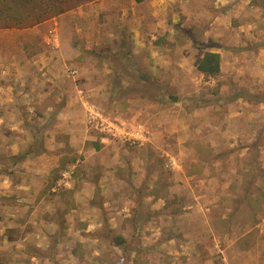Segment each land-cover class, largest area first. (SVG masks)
I'll use <instances>...</instances> for the list:
<instances>
[{
  "label": "rangeland",
  "instance_id": "obj_1",
  "mask_svg": "<svg viewBox=\"0 0 264 264\" xmlns=\"http://www.w3.org/2000/svg\"><path fill=\"white\" fill-rule=\"evenodd\" d=\"M98 1L71 2L65 13L73 10L76 13L57 19L59 26H63V32L58 37L75 38L70 24L80 30V39L74 46L79 54L74 59L77 66L68 63V73L61 88L70 91L78 87L89 106L119 125L127 128L142 126L150 137V141L145 143H125L96 128L93 134L110 137L107 139L111 141L117 140L119 147L113 150L114 154L121 155L126 149L129 153L133 152L137 160H143L137 162L146 168L147 178L132 193L119 192L120 201L115 204L118 207L116 210L105 207L106 196L97 188L84 212L101 222V227L98 231L95 227L96 233H90L84 241H80L82 232L75 235L73 230L82 228L80 226L78 229L76 223L74 226L73 220L76 222L77 219L75 213L70 212L73 188L81 187L88 179L97 183L106 167L92 163L78 164L69 188L63 187L59 192L67 208L63 205L48 207L47 202L39 204L40 199L49 201L52 198L53 193L48 191V187L54 185L53 179L59 178L67 165L81 156L69 146L62 147L61 158L64 162L61 161L51 173L47 186L42 181L36 182L35 187L40 191L35 201L32 199L31 202L21 203L22 206L11 211L13 203L10 197L0 193V206H8L0 207V264H224L223 257H220V250L223 249H240L244 252L254 249L252 256L235 255L230 259L236 263L243 260L245 264H264V0L246 2L249 10L243 12L240 21L242 28L232 27L223 33L218 42L225 45L230 40L229 45L240 46V49H234L239 54L237 60L227 56L221 58L223 69L213 79L202 76L194 67V62L205 51L204 43L207 44L198 25L208 29L212 18L205 13L194 22L183 15L173 33L167 31L158 38V43H173L164 52L174 59V66L167 73L179 79L164 77L162 81L147 80L144 73L133 68L131 58L136 54L132 49L133 36L128 28L134 21L127 20L124 25L119 19L120 10L113 15L105 11L99 18L92 16L88 13L91 8L87 4ZM114 2L113 6H120L116 0ZM210 2H217L220 8L223 1H204L200 10L204 8L208 12L210 9L209 13H214L216 5ZM182 11L184 13L186 9L183 7ZM170 19L169 16L168 22ZM153 22L146 23V27L152 29ZM33 27L0 28V40L4 41L5 51H18L16 42L22 41V49L28 58L54 54L53 42L45 40V33L49 38L56 33L46 31L48 29H44L46 32L34 31L31 29ZM157 28L161 27L158 25ZM182 28L193 30L187 35L194 36L195 50L186 46L185 32L177 33ZM172 34L175 36L171 37ZM178 35L179 38L176 37ZM224 37L229 39L225 41ZM61 40L60 37L58 42ZM207 40L209 45L218 39L211 33ZM62 52L65 54V49ZM183 61L186 64H177ZM79 65H84V68L78 72ZM104 69L111 70L108 79L93 71ZM11 71L9 69L12 74ZM81 71L89 79L80 77ZM11 74L7 75V79ZM4 82L7 85L13 83ZM46 83L54 86L51 96L37 99L35 104L31 96L26 97L24 101L27 103L21 101L19 105L25 108L21 117L25 126H32L40 141L37 150L41 151L45 136H50L56 130L53 127L56 113L44 121V111L49 104L59 102L57 96L62 90L52 81ZM25 84L19 89L23 95L32 90L30 80L28 85ZM97 84L104 86L103 90L96 89ZM22 93L19 95L21 98ZM172 96L177 97L178 101L174 102ZM150 106L149 117L137 118L133 124L127 122L132 113L130 109ZM205 107H213L211 122L202 121V109ZM200 119L203 123L197 122ZM110 147L113 148L112 145ZM171 157L178 161L177 166L174 165L176 173L173 172L174 159ZM0 160L2 165L16 170L13 176L15 181L26 175V169H20L24 164L18 162L10 152L0 155ZM154 194L161 200L162 207L157 210L150 209L152 199L148 195ZM84 196L86 198V193ZM128 199L132 202H128ZM68 213L70 215L67 217ZM127 213L131 215L124 216ZM11 214L16 215L20 225L10 223ZM112 217L119 220H111ZM40 218L46 224L40 225ZM52 221L58 224L59 229L55 235L49 236L53 228H57L48 224ZM234 222H239V228L245 229L244 236L233 231L236 227ZM251 227L254 230L245 235ZM117 235L126 236L124 246L113 245L112 239ZM236 239L237 243L234 244Z\"/></svg>",
  "mask_w": 264,
  "mask_h": 264
},
{
  "label": "crops",
  "instance_id": "obj_2",
  "mask_svg": "<svg viewBox=\"0 0 264 264\" xmlns=\"http://www.w3.org/2000/svg\"><path fill=\"white\" fill-rule=\"evenodd\" d=\"M116 1L120 4V6H113L115 4L114 0H100L98 2L89 3L87 5L91 8V10L87 12L92 16H97L99 18V16L101 14H104L105 11L112 14L115 11L119 12L120 10L122 13L119 19L122 20V23H124V25L125 21L133 20L134 23L128 28V31L131 32L133 36L132 49L136 54L135 57L131 58L133 68L135 69L136 67L137 71L144 73L147 80L162 81L165 79L164 77H167L171 80H179L176 77H172L173 74L167 73L173 68L174 59L172 58V56L164 54V52L167 51L169 46L172 47L173 43H171V45H164L165 43L161 42L158 43V38L162 35V33H166L167 31L173 33L175 27L179 26V21L184 17L183 15L188 17L187 20H193L194 22H197L199 18L205 15V13H208L209 17L212 18L209 23L210 27H212H209L211 30L209 28L207 29L206 27L201 26V24L198 25V28L203 30L204 40L207 42V44L209 43L207 40V36H210L211 33H214L215 37H217L218 40L209 45L204 43V45L206 46L205 51L203 52L201 58L194 62L195 69L197 70V72H199L197 66L203 58L205 52H215L219 53L221 55V58L223 59L227 56L230 59L237 60L239 53H237L235 50L240 49V46L229 45L230 40L225 45L222 43L220 44L218 41H220L223 33L227 32V30H229L230 28H242V23L240 21L242 20L243 12L249 10L247 9L248 6H246L245 3H250V1L253 0H220L223 1L220 8L217 2H210L216 5L214 6L216 8H214V13H209L210 9L208 12H206L204 8L200 10L202 3L208 0H145L141 3H137L135 0ZM183 7L186 9L184 13L182 11ZM74 11L75 10L62 14L31 28L34 31L36 30L46 32L51 30L56 33L53 35V38L47 37L48 34L45 33V40L53 42L52 45L55 47L54 54H43L41 55V57H36L34 55L28 58L25 51L22 49V41L16 42L18 51L7 52L5 51L7 49L4 46V41L0 40V155L10 152V155L16 158L18 162L24 164L20 169H26V175H24L21 180L15 181L13 179V176L15 173L14 171L16 170L7 165H2V162L0 160V166H3L2 168H0V193L4 197H10L9 199L11 200V203H13V205L10 207L11 209L13 208L11 211L17 210V206H22L20 205L21 203L31 202L32 199H34L35 201L37 192L40 191V189H37V187H35L36 182L42 181L44 186H47L50 183L49 176H51V173L59 166V163L63 161L61 158L63 152L62 147L66 148L67 146H69L70 149L72 148V150L78 153V155H81L82 158L81 156H78L76 160L73 159V161H71V163L67 165V169L64 170L61 176L59 178L53 179L54 185L48 187V191L53 193V195L51 196L52 198H50L49 201H47L46 198L40 199L39 204H41L42 202H47L45 204L48 207H51V205L53 207H59L61 205L65 206V201L62 198V194L60 195L59 192L63 187L64 189H67V187L69 188L71 180L75 175V169L77 168L79 163H82L81 165L92 163L91 165L99 164L105 166L106 170L102 172V175L97 183L92 182L88 179L84 180L81 187L77 189L75 187L73 188V204L70 207V212H74L77 219L76 222L73 220L74 226L76 223L78 229L80 228V226L82 228L79 229L80 231L76 230V228L73 231H75V235L82 232V234H80V241H84V238H87L90 233H96L101 227V222L96 221L91 217V215H89V213L84 212V209L87 206V202L89 203V200H92L96 189H100L102 194H105V207L108 206L111 207V209L116 210L118 207L115 206V204L120 201L118 195L119 192L122 190L123 193H132L135 188H140L146 180L148 172L146 168L143 167V164L141 165L139 162H137H143V160H137L136 155L133 152L129 153L128 150L124 149L122 151L123 154H114L113 150L119 147L118 143H116L117 140L113 139L114 141H111L107 139L110 137H97L93 134L94 127L93 125H90L88 123L89 103L83 98L81 91L78 90V87L70 91L63 90L61 88L62 82L64 81L68 73V63L69 65H73L75 67L77 66L74 59L78 57L79 54H77L78 52H76L77 47L75 48L74 46H77L76 42H78L77 40L80 39V30L77 28V26L70 24L69 27L74 33L75 38L72 37L70 39H67L64 38L63 35H60L62 40L58 42L60 38L58 37V34H62L63 26H59L60 21L58 22L57 19H60L61 17H70V13H76ZM169 16L172 19H170L169 21L171 23L170 26H172L171 28L170 26L168 27L169 22L167 19L169 18ZM153 20L154 22L152 24V29H148L146 27V23ZM187 20L186 22L190 23ZM158 25L161 28L158 29ZM183 25H185V23ZM187 27L191 26L188 25ZM44 29L48 30L45 31ZM182 29L181 31H177V33L179 32L178 34H183V32H185V36L188 42L186 43V46L191 47L192 50H195L196 41L194 42V36L192 37L190 35H187L188 33L191 34L193 30H188L189 28ZM16 32L17 34L19 33L18 31ZM148 35L150 36V38L148 37ZM173 35L174 34H172L171 37H173ZM176 37L179 38V35ZM226 39L229 38L224 37L225 41ZM64 49L65 54L62 52L64 51ZM177 64L184 65L186 63L179 62ZM24 67L26 69H24ZM221 67L222 70L223 63H221ZM81 68H84V65L82 67L79 65L77 71L79 72V69ZM9 69L12 70V74L9 72ZM13 69L18 71H14ZM93 71L96 74L99 73L100 75H102L103 79L106 76V79H108L111 72L110 69H104L103 71ZM9 74H11V77L7 79V75ZM199 74L205 77V75L201 72H199ZM79 76H83L86 79H89V77L83 74L82 71ZM92 77L94 79V76ZM209 78L213 79V77ZM28 79L32 82V85L30 87L32 90L28 94L23 95V93L19 89H21L22 85H24L25 83H27V85L29 84ZM4 81H13V83L7 85ZM46 81H52L55 86H59V88L62 90L59 91V94L57 96L59 102L49 104V106L46 107V111H44V121H48L51 116L56 113V122L55 126H53L56 127V130L52 132L50 136H45L42 144L44 149L41 151L40 149L37 150L38 146H40V141L36 134H34L32 126L29 124L25 126L24 119L21 117V113L22 111H25V108L24 106L20 107L19 105L22 104L21 101H24L26 97L31 96L30 99L34 102L32 103L35 104L37 103V99H44L51 96V88H53L54 86L51 87L46 83ZM40 85L43 87L42 89ZM96 86H98L95 87L96 89L103 90L104 86L100 84H97ZM21 93L23 95L22 98L19 96ZM41 101H38V103H40ZM23 103L27 102L24 101ZM211 108L213 107H205L202 109V114H204L202 121H213V113ZM150 109H152L151 106L150 108L146 107L145 109H130L132 113L130 115L131 117H129L130 119L127 120V122L133 124V122L135 123L137 118L142 119V117H149L148 112H150ZM30 111L33 112V110ZM207 113H209V115H205ZM202 121L200 119V121L197 122L203 123ZM37 130L38 129H36V131ZM110 145H112L113 148L110 147ZM3 146L9 147L7 149H1L3 148ZM171 158L174 159V161L178 162L176 158ZM174 170L176 171L175 167H173V172L176 173ZM19 178H21V176ZM24 179L27 180L26 183L24 182ZM85 193L86 198L84 196ZM80 197L82 199H80ZM148 197L152 199L150 200L151 202H149L151 210H157V208L160 209L162 207L160 205L161 200L157 199L155 194L148 195ZM128 202L131 203L132 200L128 199ZM39 204L38 207L40 206ZM0 207L8 206L5 205ZM65 208H67V206H65ZM207 211L208 213L210 211L208 207ZM117 214L120 215L119 212ZM69 215L70 213H68L66 216L68 217ZM129 215L131 214L127 213L124 216L127 217ZM11 217L12 219L10 218V223L13 222L14 224L20 225V220L18 218H15L16 215L11 214ZM114 219L119 220L118 217H112L111 220ZM39 222L40 225L46 224V221L42 220L41 218L39 219ZM48 224L53 227L54 225L55 227H57L53 228L54 230L52 233L48 234L49 236L55 235V232H57L59 229L58 224L55 221H52ZM234 224L236 227H234L233 231L239 232V236H244L243 232L245 229L242 227L239 228V222H234ZM118 225H120V223ZM70 227L69 231H71ZM95 227V230L97 231L94 230ZM114 227H117V225H115ZM253 230L254 227H251L245 235H248V232ZM124 237L126 236L124 235ZM236 243L237 239L235 240L234 244ZM252 252H255V250L250 249L244 252L240 249H223L220 250V257H223L224 264H245L246 262L243 260H238L236 263L235 261H232L230 257L235 255L252 256Z\"/></svg>",
  "mask_w": 264,
  "mask_h": 264
},
{
  "label": "trees",
  "instance_id": "obj_3",
  "mask_svg": "<svg viewBox=\"0 0 264 264\" xmlns=\"http://www.w3.org/2000/svg\"><path fill=\"white\" fill-rule=\"evenodd\" d=\"M76 0H0V28H30L68 11V4ZM95 1V0H89ZM137 3L145 0H135ZM197 69L205 77L216 78L221 73V55L205 52ZM122 247L126 238L117 235L112 239Z\"/></svg>",
  "mask_w": 264,
  "mask_h": 264
},
{
  "label": "built area",
  "instance_id": "obj_4",
  "mask_svg": "<svg viewBox=\"0 0 264 264\" xmlns=\"http://www.w3.org/2000/svg\"><path fill=\"white\" fill-rule=\"evenodd\" d=\"M89 116L88 123L93 125L94 128L99 129L103 133L111 134L115 139L122 142L129 143H145L150 141V137L146 131L141 127L127 128L123 125H119L109 118H105L103 114L95 110L94 107L88 106ZM107 134V135H108ZM108 135V136H109ZM177 165V162L173 160V167Z\"/></svg>",
  "mask_w": 264,
  "mask_h": 264
},
{
  "label": "water",
  "instance_id": "obj_5",
  "mask_svg": "<svg viewBox=\"0 0 264 264\" xmlns=\"http://www.w3.org/2000/svg\"><path fill=\"white\" fill-rule=\"evenodd\" d=\"M171 99H172L174 102H177V101H178V98L175 97V96H172Z\"/></svg>",
  "mask_w": 264,
  "mask_h": 264
}]
</instances>
